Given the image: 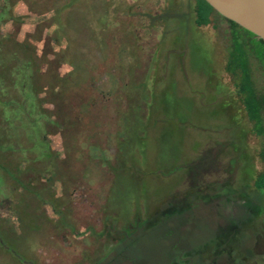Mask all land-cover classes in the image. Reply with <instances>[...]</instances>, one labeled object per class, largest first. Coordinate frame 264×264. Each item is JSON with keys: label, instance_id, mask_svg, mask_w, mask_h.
<instances>
[{"label": "rangeland", "instance_id": "1", "mask_svg": "<svg viewBox=\"0 0 264 264\" xmlns=\"http://www.w3.org/2000/svg\"><path fill=\"white\" fill-rule=\"evenodd\" d=\"M195 19L194 0H0V264H264V132L229 22Z\"/></svg>", "mask_w": 264, "mask_h": 264}, {"label": "trees", "instance_id": "2", "mask_svg": "<svg viewBox=\"0 0 264 264\" xmlns=\"http://www.w3.org/2000/svg\"><path fill=\"white\" fill-rule=\"evenodd\" d=\"M68 4L66 3V6ZM194 11L196 15L195 20L198 25L208 24L213 9L206 0H194ZM229 24L231 27L232 47L228 54L229 60L227 63L229 65L226 63L225 68L238 78L239 92L246 116L249 121H253L252 124L255 131L261 134L264 132V95L256 94L253 88L248 55L249 53L253 54L264 70V41L262 39H256L252 33L239 28L234 23L229 22ZM231 63L233 73L230 70ZM77 71L76 64H74L71 75L77 77ZM262 172L254 180V185L260 190H264V179L261 178V175H264V171Z\"/></svg>", "mask_w": 264, "mask_h": 264}, {"label": "water", "instance_id": "3", "mask_svg": "<svg viewBox=\"0 0 264 264\" xmlns=\"http://www.w3.org/2000/svg\"><path fill=\"white\" fill-rule=\"evenodd\" d=\"M213 11L264 41V0H206Z\"/></svg>", "mask_w": 264, "mask_h": 264}, {"label": "flooded vegetation", "instance_id": "4", "mask_svg": "<svg viewBox=\"0 0 264 264\" xmlns=\"http://www.w3.org/2000/svg\"><path fill=\"white\" fill-rule=\"evenodd\" d=\"M233 227H234V225H233ZM234 228L236 229L237 227H234ZM125 233L127 234L128 231H127V232L125 231ZM230 250H231V249H227L228 252H230ZM181 255H182V256H181L182 258L185 257L186 259L183 260V259L181 258L180 260L183 261V262H187V261L189 260V257H190L191 254H190L189 252H187V253H186V252H185V253L183 252ZM174 260H175V261H174ZM174 260H173V264H176L177 262H178V263H181V262L178 261L177 259H174Z\"/></svg>", "mask_w": 264, "mask_h": 264}]
</instances>
